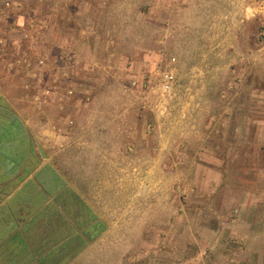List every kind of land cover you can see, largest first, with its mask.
I'll use <instances>...</instances> for the list:
<instances>
[{"label":"crops","instance_id":"obj_1","mask_svg":"<svg viewBox=\"0 0 264 264\" xmlns=\"http://www.w3.org/2000/svg\"><path fill=\"white\" fill-rule=\"evenodd\" d=\"M24 1L0 0V264H103L108 251L116 264L119 214L133 225L134 208L119 212L117 185H103L100 179L92 185L75 182L56 160L62 153L69 162H79L84 177L101 178L103 160L109 162V176L117 177L118 162L134 158L132 141L124 143L127 148L119 156H89L80 149L75 156L73 150L94 143L85 136L93 132L94 121L83 117L93 113L97 87L91 81L79 83L83 69L92 81L101 69L109 67L114 73L113 64L98 56L97 49L104 45L115 54L113 44L109 38L100 41L96 22L92 27L66 19L55 24L53 16L42 15L37 0L29 8ZM57 1L68 6L87 0ZM92 1L102 5L110 0ZM220 1L221 15L239 18L237 24L252 17L264 21V0ZM91 7L78 14L90 13ZM252 53L253 74L248 79L254 102L238 109L243 121L235 123L234 135L225 136V117L216 132L203 139L197 151L206 160L200 162L198 175L204 183L199 192L192 187L174 190L173 195L189 193L186 200L171 203L167 212L158 208L154 215L143 188L139 239L150 245L146 234L154 233L159 242L157 250L146 248L145 255L167 250L160 243L167 233L174 235L175 264H264V107L255 100L264 95V40L255 43ZM175 75L172 91L178 84ZM24 88L28 90L22 92ZM114 143L119 144L117 138ZM164 171L159 168V174ZM180 238L189 244L176 243ZM191 246L199 248L197 253L188 254Z\"/></svg>","mask_w":264,"mask_h":264},{"label":"rangeland","instance_id":"obj_2","mask_svg":"<svg viewBox=\"0 0 264 264\" xmlns=\"http://www.w3.org/2000/svg\"><path fill=\"white\" fill-rule=\"evenodd\" d=\"M26 3L29 8L33 0ZM101 4L92 0L74 1L68 6L65 1H36L42 15L53 16L55 24L65 19L86 26L96 22L101 30L100 41L109 38L114 47L115 54L104 45L97 48L98 56L103 55L105 62L113 64L114 73L110 74L109 67L101 69L91 76L92 81L83 69L79 83L88 85L91 81L97 87L93 113L83 117L85 122L94 121L89 125L93 132L85 135L94 143L86 148L75 145L74 155L80 149L89 156L113 152L119 156L127 148V141L133 142L135 155L131 161L118 162L119 169L127 168V172L122 175L124 171L118 169L117 177L109 176L107 160L102 162L105 172L101 178L84 177L78 170L79 162H69L62 153L56 160L75 182L92 185L100 179L97 183L117 185L119 212L134 208L133 225L119 214L116 264H175L171 262L175 250L172 233H164L167 239L160 242L168 251L145 255L146 248L154 250L159 242L150 232L146 234L150 245L145 246L139 239L142 190L147 187L144 199L154 215L158 208L165 207L167 212L171 203L186 200L189 193L173 195L174 190L192 187L197 193L199 184L204 183L198 173L200 162L206 160L197 153L203 139L214 134L225 117V136L234 135L235 123L243 121L238 109L246 102H254L248 76L253 74V46L264 40V21L252 17L237 24L239 18L221 15L220 0H110ZM90 5V13L78 14L79 9ZM167 70L178 76V84L170 92L161 88V75ZM261 71L264 74V65ZM132 78L137 84L132 83ZM128 80L131 83L126 84ZM255 98L264 107V95ZM227 107L229 113L225 112ZM54 115L60 117L59 112ZM210 151L214 149L210 147ZM90 163L93 167L94 162ZM159 168L165 169V175L159 174ZM186 170H192L194 175L186 174ZM106 195L109 197V193ZM131 197H135L133 202ZM176 243L185 246L189 241L180 238ZM198 249L191 246L188 254ZM110 253L103 255V264H115Z\"/></svg>","mask_w":264,"mask_h":264},{"label":"built area","instance_id":"obj_3","mask_svg":"<svg viewBox=\"0 0 264 264\" xmlns=\"http://www.w3.org/2000/svg\"><path fill=\"white\" fill-rule=\"evenodd\" d=\"M264 7V4H263ZM176 82V75L174 71L167 70L164 71L161 75V88L165 92L172 91L174 84Z\"/></svg>","mask_w":264,"mask_h":264},{"label":"water","instance_id":"obj_4","mask_svg":"<svg viewBox=\"0 0 264 264\" xmlns=\"http://www.w3.org/2000/svg\"><path fill=\"white\" fill-rule=\"evenodd\" d=\"M40 150H41L42 154H44V151H43V149L41 147H40Z\"/></svg>","mask_w":264,"mask_h":264}]
</instances>
